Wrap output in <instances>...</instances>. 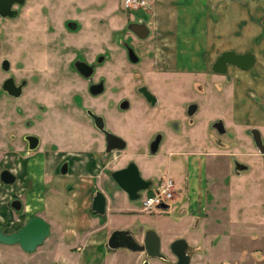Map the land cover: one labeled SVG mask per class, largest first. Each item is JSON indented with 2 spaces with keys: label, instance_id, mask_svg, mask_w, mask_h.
Returning <instances> with one entry per match:
<instances>
[{
  "label": "rangeland",
  "instance_id": "1",
  "mask_svg": "<svg viewBox=\"0 0 264 264\" xmlns=\"http://www.w3.org/2000/svg\"><path fill=\"white\" fill-rule=\"evenodd\" d=\"M154 2L149 0L146 9L134 11L125 7L124 0H27L24 6H15L19 11L17 18L4 19L0 16V173L4 169H11L19 178L14 186L6 185L0 179V225L7 232L14 231L17 225L25 222L23 211H19L21 214L10 211L9 203L12 197H24L25 170L28 173L30 168L36 167L37 156L25 158L24 135L40 134L46 141L42 145L45 149L52 147L54 137L62 132L69 129L83 132L56 110L60 74L69 80L64 83H78L64 69L70 68L79 55L86 56L90 61L99 54L111 55L103 68L110 72V84L118 83V69L127 70L126 96L134 95L135 87L142 82L154 83V72L170 74L166 71L173 70L171 55L161 52L164 46L160 27L155 21ZM145 13L150 14L147 20L152 32L148 39L138 42L133 39L135 36L128 26ZM68 22L75 23L78 29H69ZM121 40L131 43L138 55H150V58H145L141 65L126 63L124 55L127 53ZM219 56L206 59L208 74ZM5 60L10 62L9 71L3 69ZM61 69L63 72H60ZM140 73L143 74L141 79L137 76ZM10 77H14L17 84L27 82L19 98L11 97L3 90L4 82ZM215 80L208 84L215 83ZM189 91L192 93L194 90L190 87ZM217 97L216 90L209 87L204 99L200 97L201 110L192 119L196 126L190 128V135L172 134L162 148L165 152L173 148L208 152L212 143L215 148L211 151L222 153L208 159L204 187L201 193H193L187 201L190 207L188 213L181 212L187 190L186 179L183 178L186 170L181 169L184 165L180 164L182 159L177 157L172 159L173 162H168L165 158L160 165L155 159L146 161L149 166L162 169L159 178L155 179L154 188L159 187L161 179H170L166 176L173 178L171 180L177 187L181 186L180 201H171V208L165 213L154 209L149 224L160 237H171V241L176 238L188 240L189 253L193 255L191 264H264V156L256 153L258 149L250 145V139H246L245 135L240 139H230L214 132L213 125L218 119H230L232 116L231 100L220 101ZM42 107L44 110H41ZM122 113L126 123L118 125L116 131L130 144L134 143V147L130 145L125 152H146L150 137L138 138L139 110L133 105L129 111ZM28 121L34 123L31 129L27 127ZM210 130L214 133L212 140ZM220 138L224 142L222 148L215 144ZM48 139L53 142L48 143ZM128 157L139 163L143 161L133 155L124 159ZM239 164L245 165L246 169L240 171L237 167ZM8 210L13 213L12 219L5 213ZM50 237L37 252L48 253ZM64 252L67 254V251ZM51 254L48 255L51 257ZM118 256V264H121L118 260L122 256L123 260L130 258L129 254L124 255L123 252ZM28 258V253L19 244H0V264H12V259L20 260L19 263L23 264Z\"/></svg>",
  "mask_w": 264,
  "mask_h": 264
},
{
  "label": "crops",
  "instance_id": "2",
  "mask_svg": "<svg viewBox=\"0 0 264 264\" xmlns=\"http://www.w3.org/2000/svg\"><path fill=\"white\" fill-rule=\"evenodd\" d=\"M154 7L155 21L160 27L164 46L162 51L159 48L158 51L171 55L170 64L174 71L207 72L206 59L213 58V55L221 56L228 51L255 55L256 63L250 70L230 67L231 79L227 87L224 85L227 83L225 78L217 77V99L232 102L230 119L221 117L217 121H222L225 128L224 136L221 137L240 139L245 135L249 139L252 130L258 129L264 138V0H155ZM143 17L148 19L150 14L145 13ZM111 124L116 131L117 126L113 121ZM210 132L212 140L214 133L213 130ZM131 144L134 146V143ZM212 148L215 147L211 143ZM211 149L201 152L173 148L166 156L159 154L151 158L160 165L165 158L168 162H173L172 159L185 152L186 163L180 161L184 165L181 169L186 170V176H183L187 189L185 205L181 208L183 213H188L190 207L187 201L191 195L201 193L204 187L208 159L213 155H222ZM77 155L80 157L73 161L71 172L66 176L60 174V165L67 154L37 155L35 169H27L31 175L25 170L26 193L22 199L15 200H20L25 207L20 210L25 215V221L28 217L37 215L51 225L49 251L43 264H50L54 260L58 264H118V254L123 252L125 255L127 251L121 247H113L111 237L117 231L129 230L142 234L148 229H155L149 224L152 211H144L142 202L150 191L154 193L157 188L151 187L149 191L142 192V198L132 201L112 178V173L124 166L123 160L116 159L119 153L110 156V164L107 166L102 165L101 157L96 153L93 156L82 153ZM145 160L146 157L140 162L144 177L157 180L162 169L149 166ZM240 166L241 170L246 169L245 165ZM13 173L17 181L9 186L16 185L19 180L17 174ZM180 188L178 185L179 191L174 202L181 199ZM97 192H101L106 198L104 214H95L93 210ZM169 206L168 209L171 204ZM10 208V211L21 214L14 206ZM158 209L164 213L168 210ZM10 211L5 213L11 218L13 213ZM170 238H163L164 242L171 243L173 240ZM49 253L53 256L50 257ZM122 257L119 258L121 262L118 260L121 264H140V261L134 263L130 258L123 260ZM29 258L24 260L29 261ZM19 261L11 260L12 264H21Z\"/></svg>",
  "mask_w": 264,
  "mask_h": 264
},
{
  "label": "flooded vegetation",
  "instance_id": "3",
  "mask_svg": "<svg viewBox=\"0 0 264 264\" xmlns=\"http://www.w3.org/2000/svg\"><path fill=\"white\" fill-rule=\"evenodd\" d=\"M132 22H145L149 26L148 20L144 17H140L138 20H133L130 23ZM71 24L72 22H68L67 27L73 31H76L78 27L73 29ZM151 32L152 29L150 28V35ZM132 34L135 36L133 39L138 42H143L144 40H146L139 38L133 32ZM121 43L127 53V55H124L127 61L126 63L141 65L144 63L145 58H150V55H138V51H136L135 47L131 45V43L123 40H121ZM129 46L134 47L133 49L136 53V55H132V58L131 55H129ZM110 58L111 55L99 54L94 56V59L90 61L86 56L79 55L72 62L70 68L64 69V71L70 72L71 75L75 77L73 80L77 81L78 83H64V81L69 82V80L64 77V75L60 74V77L58 79L60 83L57 85L56 90V96L58 98L56 110L58 111L60 116L65 117V119H67L75 127L82 129L83 132L78 133V131L75 132L73 129L62 132L60 136L54 137L55 144L52 147L49 146L45 149H43L42 145L46 141L40 134L28 133L24 135V141L26 144L25 158H30L32 156L47 153L67 154L60 165V174L66 176L71 172L73 161L76 160L77 157H80L77 155L79 153H82L84 155L91 154L92 156L94 155V153H96V155L98 154V157H101V162L104 166L110 164L109 159L110 156L113 155V153H119L116 159L118 161L123 160V168L128 167L131 163H135L140 169L142 176L144 177L140 163L138 161L131 159V157H128V159H124L125 157L130 156V154L126 153L125 150L130 145L132 147L134 146L130 144L122 134L114 130L111 122L113 121V124L117 127L118 125L120 126L125 124L126 122L121 116L123 114L122 112L125 113L126 111H129L133 107V105H135L139 110L140 118L138 124L140 130L137 131V135L140 137L138 138L140 140L144 137H150V140L148 142V145H146V152H137L134 156H139L138 158L141 157L140 159L146 157L145 162H148L151 158L159 154H162V156H166L168 151L165 152L162 148L168 137L172 136V134H182L184 136L187 134L190 135V128L196 126L194 120L192 119L200 113V97L202 96L201 99H204V95L206 94V91L209 87H213L217 91L218 82L214 79V77H224L225 81L227 82L225 83L226 86L229 84L231 79L229 72L226 75H220L214 72V64L212 65L209 74L207 72L200 71L182 72L169 69L166 72H169L170 74L156 73L153 71L156 74L153 79L154 83H152L151 85L143 82L140 83L135 87L134 95L131 93V95H133L134 97H132L131 95L130 97L128 95L126 96L127 70L118 69L116 78L118 83L110 84V72L109 70L103 68L105 63L108 62ZM60 72H63L62 69L60 70ZM137 76L139 79L143 78L142 73L138 74ZM213 80H215V83L208 84V82H211ZM26 86L27 84L24 86V88ZM190 87H192L194 90L192 91V93H190L191 91H189ZM179 94H181L180 97ZM126 103L127 107L125 108L124 105H126ZM43 108L44 107H42L41 110H44ZM111 110H113V114H111ZM119 111H121V113ZM95 116L102 118L104 130L100 129L97 126ZM217 123H214L213 125L214 132L220 136H224V133H222L215 127ZM26 124L28 129H31L34 126V123L32 121H28ZM105 131L113 133L114 135L122 138L125 141L126 148L122 150L116 149L108 152L107 149L110 147V145L108 143V138ZM31 136L38 138V145L35 149L31 148L32 144L28 140V137ZM249 139L250 145L253 144L256 146L252 132ZM262 139L264 142L263 135ZM48 141V143L53 142L51 139H48ZM32 143L34 145L36 144V141H33ZM215 144L218 147H224V143L221 138L217 139L215 141ZM256 148L258 149L257 146ZM257 153H260L262 156H264V154H262L259 149L257 150ZM177 156L182 159V161H184L183 159L185 158V152H182ZM29 163L31 166L33 165L31 161H29ZM92 164L93 163H91V165ZM241 168L242 167L239 165V170L243 171L241 170ZM8 170L12 172L14 171L11 169ZM28 173L29 175H31V172L28 171ZM238 173L240 174L241 172H237V174ZM151 181L153 182V187L155 185V179ZM162 182L163 180L161 179L159 185ZM17 198L20 197H12V200L9 203L11 207H13V200ZM23 209H25V207L22 204V210ZM36 217L39 216L34 215L28 217L26 221L12 233H7L6 231H4V228L2 226L1 227L5 234H13L23 228L31 219ZM49 227L50 233L45 241L51 236L50 224ZM151 230L153 229H148L142 234H137L135 232L125 230L114 239L112 245H126L121 248L127 251V254H129L130 257V261L134 263L136 261H140V264H144L146 261H148L150 264H180V260L176 254L181 252L180 246H176L175 250L172 249V244L176 241L177 238L171 243L166 244L163 237H160V251L165 256V259L152 256L149 257L146 250H141V248L144 246L146 237ZM45 241L40 246H43ZM40 246H38L32 252L25 251L21 247L26 253H28V256L30 257L29 261H26V264H43V262H45L44 259L45 256L47 257V255H44L42 252H37V249ZM189 246L190 245L188 243L186 253L191 257V264L193 255L189 253ZM50 264L58 263L56 260H54Z\"/></svg>",
  "mask_w": 264,
  "mask_h": 264
},
{
  "label": "water",
  "instance_id": "4",
  "mask_svg": "<svg viewBox=\"0 0 264 264\" xmlns=\"http://www.w3.org/2000/svg\"><path fill=\"white\" fill-rule=\"evenodd\" d=\"M27 0H0V16L4 19H15L19 15V11L15 8V6H24ZM264 26V20H263ZM73 24V25H72ZM72 28H76L77 25L72 23ZM129 30H131L134 34H136L141 39H147L150 36V28L147 23L140 22H132L128 26ZM129 55H136L134 49L132 47H128ZM256 63V57L252 54H238L233 51H228L222 54L219 59L213 65V71L220 74L226 75L229 72L230 66L239 67L243 70H250L254 67ZM3 69L5 71L10 70V62L5 60L3 62ZM27 84L26 81H23L20 84L16 83L14 77L8 78L3 84V90L10 96L15 98H19L23 94L24 86ZM124 107H127L124 105ZM97 126L104 130V124L101 117H96ZM215 127L220 130L222 133H225L224 125L222 121H219ZM108 143L110 147L107 149L108 152L113 150H122L126 148L125 141L114 135L113 133L105 131ZM252 135L254 138V142L260 152L264 154V142L262 139V135L258 129L252 130ZM28 140L32 144L31 148L35 149L38 145V138L31 136L28 137ZM33 141H36V144L33 145ZM113 143V144H112ZM112 144V145H111ZM155 152V151H154ZM112 178L118 184V186L124 190L129 198L132 201H136L141 198L142 192L149 191L153 185L151 180L145 179L138 166L135 163H131L128 167L119 169L112 173ZM1 181L6 185H13L17 181L16 175L5 169L0 174ZM13 206L20 211L22 207V203L20 200H15L13 202ZM170 206L167 204H163L159 206L161 209H168ZM93 210L95 214H104L106 212V198L101 192H97L94 202H93ZM50 233L49 224L42 218L36 217L31 219L23 228L18 230L13 234H5L3 230L0 228V244H19L25 251L32 252L38 246H40L45 239L48 237ZM122 232L117 231L111 237V244L114 239ZM113 246V245H112ZM126 245L118 244L113 247H124ZM176 246H180L181 252L176 253L180 264H190V255L186 253L188 248V241L186 239L176 240L172 244V249L175 250ZM161 239L160 236L151 230L144 242V246L141 250H146L148 252V256L164 258L165 256L161 253ZM152 251V252H151ZM144 264H150L146 261Z\"/></svg>",
  "mask_w": 264,
  "mask_h": 264
},
{
  "label": "built area",
  "instance_id": "5",
  "mask_svg": "<svg viewBox=\"0 0 264 264\" xmlns=\"http://www.w3.org/2000/svg\"><path fill=\"white\" fill-rule=\"evenodd\" d=\"M125 7L128 10H141L146 9L149 6V0H124ZM178 192L176 183L167 179L164 180L159 188L154 192L153 195H148L143 199L142 208L144 211L151 212L154 209L159 208L163 204L170 205V202L175 199Z\"/></svg>",
  "mask_w": 264,
  "mask_h": 264
},
{
  "label": "trees",
  "instance_id": "6",
  "mask_svg": "<svg viewBox=\"0 0 264 264\" xmlns=\"http://www.w3.org/2000/svg\"><path fill=\"white\" fill-rule=\"evenodd\" d=\"M153 194H154V193H153L152 191H150V194H149V195L151 196V195H153Z\"/></svg>",
  "mask_w": 264,
  "mask_h": 264
}]
</instances>
